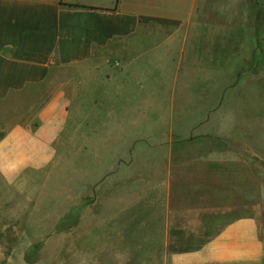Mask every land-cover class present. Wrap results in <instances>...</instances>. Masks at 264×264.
Wrapping results in <instances>:
<instances>
[{
    "label": "crops",
    "instance_id": "obj_1",
    "mask_svg": "<svg viewBox=\"0 0 264 264\" xmlns=\"http://www.w3.org/2000/svg\"><path fill=\"white\" fill-rule=\"evenodd\" d=\"M210 2L0 0V178L7 185L32 182L54 159L68 118L76 150L91 142L84 135L112 133V113L133 117L129 133L136 136L127 142L135 157L123 165L143 166L138 188L120 191L114 208H103L108 238L102 256H85L89 262L264 264V235L250 216L220 226L193 250H164L167 230L176 227L172 214L185 212L175 205L185 194L167 168L170 159L158 154L172 144L156 146L142 141V134L159 132L158 119L172 117L173 102L180 118L190 116L192 101L207 111L219 100L221 50L199 45L205 37L199 24L208 16L216 20ZM126 127L118 122L120 131L127 133ZM185 127L182 132H188ZM143 145L149 155L137 163ZM136 200L142 201L141 212L128 208ZM127 226L134 228L125 232ZM139 227L151 232L142 234Z\"/></svg>",
    "mask_w": 264,
    "mask_h": 264
},
{
    "label": "rangeland",
    "instance_id": "obj_2",
    "mask_svg": "<svg viewBox=\"0 0 264 264\" xmlns=\"http://www.w3.org/2000/svg\"><path fill=\"white\" fill-rule=\"evenodd\" d=\"M209 2V13H216V20L208 16L199 24L205 32L199 45L205 42L207 48L215 45L221 50L219 100L207 111L192 101L196 107L190 116L180 118L173 102L172 117L158 119L159 132L142 134L144 142L172 144L158 154L170 159L167 168L178 178L176 188L185 194L175 204L185 212L172 214L177 220L171 227H176L167 230L166 251L193 250L220 226L240 217L255 218L264 235V0ZM113 114L110 135H84L91 142L76 150L69 141L68 118L54 159L32 182L7 185L0 178V264H96L85 256L103 254V238H108L103 233L109 223L103 208H114L120 191L137 190L143 168L123 165V160L135 157L127 142L136 136L129 133L133 117ZM118 122L127 124V133L118 129ZM187 124L188 132H182ZM140 147L137 163L149 155L145 145ZM102 189H107L106 197ZM141 207L142 201L136 200L128 208L141 212ZM127 227L125 232L133 226ZM140 228L142 234L151 232Z\"/></svg>",
    "mask_w": 264,
    "mask_h": 264
},
{
    "label": "trees",
    "instance_id": "obj_3",
    "mask_svg": "<svg viewBox=\"0 0 264 264\" xmlns=\"http://www.w3.org/2000/svg\"><path fill=\"white\" fill-rule=\"evenodd\" d=\"M71 6H75V5H71Z\"/></svg>",
    "mask_w": 264,
    "mask_h": 264
}]
</instances>
